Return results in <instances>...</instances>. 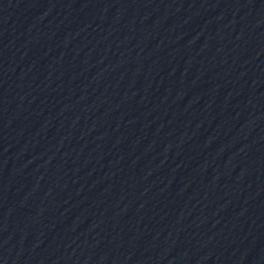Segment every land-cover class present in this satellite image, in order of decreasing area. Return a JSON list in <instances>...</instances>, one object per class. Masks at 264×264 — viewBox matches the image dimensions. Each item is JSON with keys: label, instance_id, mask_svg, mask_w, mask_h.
Wrapping results in <instances>:
<instances>
[{"label": "water", "instance_id": "obj_1", "mask_svg": "<svg viewBox=\"0 0 264 264\" xmlns=\"http://www.w3.org/2000/svg\"><path fill=\"white\" fill-rule=\"evenodd\" d=\"M0 264H264V0H0Z\"/></svg>", "mask_w": 264, "mask_h": 264}]
</instances>
